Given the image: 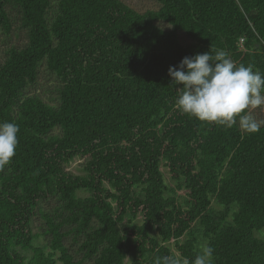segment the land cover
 Instances as JSON below:
<instances>
[{"label":"trees","instance_id":"obj_1","mask_svg":"<svg viewBox=\"0 0 264 264\" xmlns=\"http://www.w3.org/2000/svg\"><path fill=\"white\" fill-rule=\"evenodd\" d=\"M156 1L0 0V31L24 36L0 58V122L19 125L0 264H152L204 242L214 264H264V124L182 114L168 75L210 48L264 73V0Z\"/></svg>","mask_w":264,"mask_h":264},{"label":"clouds","instance_id":"obj_2","mask_svg":"<svg viewBox=\"0 0 264 264\" xmlns=\"http://www.w3.org/2000/svg\"><path fill=\"white\" fill-rule=\"evenodd\" d=\"M168 75L179 85L175 106L182 114L227 127L238 124L248 133L259 131L261 122L249 110L264 107V73L252 65H237L226 51L210 48L185 56L168 68ZM18 133V124L0 122V171L16 154ZM152 264H214V248L204 242L194 259L156 256Z\"/></svg>","mask_w":264,"mask_h":264},{"label":"rangeland","instance_id":"obj_3","mask_svg":"<svg viewBox=\"0 0 264 264\" xmlns=\"http://www.w3.org/2000/svg\"><path fill=\"white\" fill-rule=\"evenodd\" d=\"M122 1L128 4L130 7L140 12L145 11L147 9H157L159 6L156 0H122ZM162 26L165 27L166 25L163 24ZM20 32L21 31L16 28H13L9 34L0 31V58L4 57V52L7 47L11 45H20L23 43L24 36ZM180 38H181V41L185 40V38H182V37ZM45 85L46 84L44 83L43 86ZM42 89H44V87ZM249 114H251L258 122H261V124H264V107L250 109ZM81 162H82V158L75 157L72 161L69 162V164L67 165V168L73 173H81ZM162 171H163V176H164L166 183L171 182L166 169L162 168ZM43 208L47 209V206L43 205ZM256 234L258 236H262L260 232L258 231H256ZM40 242H42V240H40Z\"/></svg>","mask_w":264,"mask_h":264},{"label":"built area","instance_id":"obj_4","mask_svg":"<svg viewBox=\"0 0 264 264\" xmlns=\"http://www.w3.org/2000/svg\"><path fill=\"white\" fill-rule=\"evenodd\" d=\"M242 41H243V39H242V38H240V39H239V42L241 43Z\"/></svg>","mask_w":264,"mask_h":264}]
</instances>
